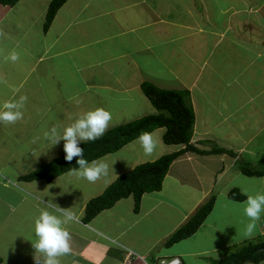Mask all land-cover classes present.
Segmentation results:
<instances>
[{
	"label": "crops",
	"instance_id": "1",
	"mask_svg": "<svg viewBox=\"0 0 264 264\" xmlns=\"http://www.w3.org/2000/svg\"><path fill=\"white\" fill-rule=\"evenodd\" d=\"M50 2L0 3V103L27 96L23 118L0 123V233L14 242L12 264H43L33 246L34 222L45 203L58 201L45 196L44 183L69 172L52 181L21 179L62 154L64 141L51 147L44 132L53 126L62 131L75 115L97 107L111 111L110 129L129 109L132 91L155 107L144 82L188 89L195 111L191 142L202 150L228 151H188L172 163L165 179L182 185L185 197L163 187L145 193L138 212L129 196L90 222L84 221L88 202L65 210L77 219L67 226L72 252L60 264H158L173 257L181 264H212L250 241L242 207L247 197L231 199L229 189L264 192V176L236 167L239 160H254L264 168L252 146L264 132V0H67L45 31ZM13 51L19 55L15 62L7 58ZM158 129L163 139L165 128ZM182 147L168 145V153ZM143 159L130 161L121 174ZM248 180L256 182L255 189ZM213 196V210L199 229L167 246L173 232ZM263 220L264 214L257 242L264 236ZM5 254L0 250V264H6Z\"/></svg>",
	"mask_w": 264,
	"mask_h": 264
},
{
	"label": "trees",
	"instance_id": "2",
	"mask_svg": "<svg viewBox=\"0 0 264 264\" xmlns=\"http://www.w3.org/2000/svg\"><path fill=\"white\" fill-rule=\"evenodd\" d=\"M20 0H0L4 6L17 4ZM67 0H51L44 30L51 26L58 10ZM144 93L158 110L157 113L149 114L133 121L117 125L106 131L103 137L96 141L82 143L85 158L91 162L107 154L115 153L131 141L137 139L143 132H153L158 128H165L163 135L167 145L183 146L179 150L164 154L154 161H146L138 164L132 170L122 173L111 183L102 194L90 199L85 208L84 221L90 222L100 212L113 207L117 201L133 196L135 199L134 210L139 211L141 199L145 193L160 191L172 163L188 151L201 154L221 153L228 151L224 148L213 146L210 150H202L192 142L195 126V111L191 102V93L188 89H164L153 83L142 84ZM232 155L234 153L229 152ZM65 153L42 163L29 174L21 177L22 180L46 179L52 181L57 176L76 168V157L71 162L65 160ZM238 169L249 176H264V168L254 167L246 161H237ZM229 197L234 200H244L246 197L238 188L229 191ZM215 197H211L196 213L178 230L167 239L166 245L171 246L196 232L205 222L215 205ZM264 247V241H248L237 250L229 252L220 260L212 264H259L264 260V251L258 249ZM1 262V257H0Z\"/></svg>",
	"mask_w": 264,
	"mask_h": 264
},
{
	"label": "clouds",
	"instance_id": "3",
	"mask_svg": "<svg viewBox=\"0 0 264 264\" xmlns=\"http://www.w3.org/2000/svg\"><path fill=\"white\" fill-rule=\"evenodd\" d=\"M15 62L19 59L18 53L13 51L8 57ZM13 94L19 92V88L12 89ZM27 96H20L19 100H7L0 103V123L13 124L23 118V111ZM112 121V113L103 107L89 110L74 121L63 127L61 131L57 126L51 127L44 132V139L52 146L64 141L65 160L71 162L76 157L78 167L71 168L69 176L94 183L101 177L109 175V163L101 158L89 162L85 158L82 143L96 141L104 136ZM146 155H151L157 147L158 138L150 132H143L138 137ZM231 189H229L230 191ZM242 202L243 213L248 218L244 236L251 238L256 234L257 222L264 214V192H257L255 195H248ZM46 207L40 210L34 222V235L36 237L33 246L36 252L43 255V264H60V257L72 252L71 233L67 227L76 221V217L70 211L56 207L55 203H45ZM37 259V258H36ZM39 262L40 259H37ZM164 263H163V262ZM180 257L161 259L158 264H181Z\"/></svg>",
	"mask_w": 264,
	"mask_h": 264
},
{
	"label": "rangeland",
	"instance_id": "4",
	"mask_svg": "<svg viewBox=\"0 0 264 264\" xmlns=\"http://www.w3.org/2000/svg\"><path fill=\"white\" fill-rule=\"evenodd\" d=\"M131 93H132V99H130V101H127V104H129V109H127V111H125L123 114L117 115L119 118L116 119V122L114 123L112 122L113 127H115L114 125H121V124L130 122V121H133L135 119L141 118L145 115H149L151 113L157 112L156 108L153 107L151 103L146 101V99L144 98V95L140 93V91H132ZM81 106L83 109H85L83 104ZM75 116L77 118V115ZM68 122H70V119L65 121V123H68ZM151 133H153L159 140L156 149L151 155H146L144 153L143 147L137 138L131 141L130 143H128L127 145H125L123 148H121L118 153L109 154V155L107 154L101 157L105 159L110 165L109 175L107 177H101L96 182L89 183L87 180L74 179V176L65 175L63 178H60V179L57 178V180L52 183L45 182L44 184H47V187L43 193L48 198H52L53 196H56V199L58 200L56 201L57 202L56 205L61 204V207H63L64 210L73 208L74 205L75 207H77L78 204L80 206L77 208H73V209H79L85 202H88L90 199L96 196H99L100 195L99 192L106 189L111 183H113L118 178L116 175L121 174L122 171L127 169L126 167L129 165L130 161L132 160L137 161V159H139V156H142L144 158L143 159L144 161H153L154 159L155 160L158 159V157L162 156L164 153L167 154L168 152H170L168 145L165 144L164 140L162 139L163 129L162 130L156 129ZM263 142H264V132L262 134H259V136L254 139V142L252 144L254 149H256L258 152V156H256V158L261 163H264ZM61 153L62 154L65 153L64 148H62ZM246 161L249 164L254 165L255 167L256 164L253 163L254 160H252L253 162L248 161V160ZM142 162L143 161L139 163H142ZM255 163H258V162L256 161ZM236 167L238 168L237 164H236ZM256 167L258 166L256 165ZM113 173H115V175ZM113 175L116 177L113 178L114 177ZM248 179H251V177ZM67 182H69V186H66ZM250 183L252 184L251 189H255L256 182L250 181ZM41 185H43L42 182L40 183V186ZM163 187L171 195L175 194L180 197L182 196L185 197V195L187 194L186 189L183 188L182 185L180 184L176 185L172 183L170 179L167 180V178L164 179ZM254 191L255 190H253V193ZM263 223H264V220H263ZM1 227L3 230H5L7 228V224L2 225ZM254 237H256V234L252 238H250L251 239L250 241L257 242L258 238L257 237L254 238ZM259 238H261L262 241H264L263 235L260 236ZM0 247H2L0 248V250L3 251L4 257L6 255L5 253H8L6 264H12V261L15 260V258H13L12 256L13 253L15 254V249H13L14 242L12 241L10 243V240L7 237L6 233H0Z\"/></svg>",
	"mask_w": 264,
	"mask_h": 264
},
{
	"label": "water",
	"instance_id": "5",
	"mask_svg": "<svg viewBox=\"0 0 264 264\" xmlns=\"http://www.w3.org/2000/svg\"><path fill=\"white\" fill-rule=\"evenodd\" d=\"M258 251H264V247H262V248L258 249Z\"/></svg>",
	"mask_w": 264,
	"mask_h": 264
},
{
	"label": "built area",
	"instance_id": "6",
	"mask_svg": "<svg viewBox=\"0 0 264 264\" xmlns=\"http://www.w3.org/2000/svg\"><path fill=\"white\" fill-rule=\"evenodd\" d=\"M163 262V261H162ZM164 263V262H163Z\"/></svg>",
	"mask_w": 264,
	"mask_h": 264
}]
</instances>
